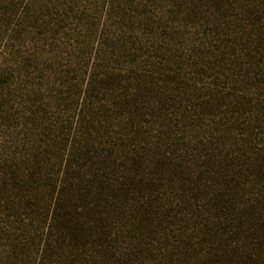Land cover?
Masks as SVG:
<instances>
[{
    "label": "rangeland",
    "instance_id": "obj_1",
    "mask_svg": "<svg viewBox=\"0 0 264 264\" xmlns=\"http://www.w3.org/2000/svg\"><path fill=\"white\" fill-rule=\"evenodd\" d=\"M81 150L167 205L71 263L46 213ZM263 155L264 0H0V264H212L233 241L211 197L262 201Z\"/></svg>",
    "mask_w": 264,
    "mask_h": 264
},
{
    "label": "trees",
    "instance_id": "obj_2",
    "mask_svg": "<svg viewBox=\"0 0 264 264\" xmlns=\"http://www.w3.org/2000/svg\"><path fill=\"white\" fill-rule=\"evenodd\" d=\"M106 149L101 151L109 152ZM70 156L65 170L75 176L72 181L65 178L68 183L51 191L52 206L47 205L46 213L49 233L44 250L54 252L57 258L59 251H64L61 255L71 263H77L81 256L109 258L111 255L114 258L117 242L122 236L118 233L136 230L144 223L151 225L149 219L167 204L162 202L161 205L157 201L158 187L133 190L126 181L119 183V178L110 177L111 172L125 167L124 162L115 157L93 155L91 150H81ZM262 162L258 172L264 175V155ZM241 187L239 183L237 187L227 188L226 192L215 191L211 197L219 198L220 204L209 207L213 210L214 220H209L210 212L204 221L218 224L233 241L223 248L222 245L219 249L213 248L214 252L221 251V255L214 254L212 264H223L221 259L224 257L236 264H264V195L262 201L250 202L244 199ZM136 193L148 197L149 201L129 200V195ZM151 197L155 200L151 201ZM204 210L205 204L198 205L196 214L201 217L205 215ZM211 225L205 224L208 230ZM213 230L216 235L217 231ZM250 234L254 236L252 241Z\"/></svg>",
    "mask_w": 264,
    "mask_h": 264
}]
</instances>
